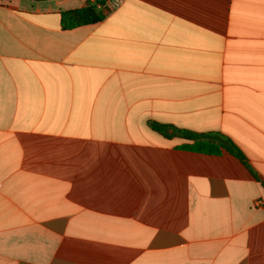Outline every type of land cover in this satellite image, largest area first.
Segmentation results:
<instances>
[{
  "label": "crops",
  "instance_id": "crops-1",
  "mask_svg": "<svg viewBox=\"0 0 264 264\" xmlns=\"http://www.w3.org/2000/svg\"><path fill=\"white\" fill-rule=\"evenodd\" d=\"M0 264H264V0H0Z\"/></svg>",
  "mask_w": 264,
  "mask_h": 264
},
{
  "label": "trees",
  "instance_id": "trees-1",
  "mask_svg": "<svg viewBox=\"0 0 264 264\" xmlns=\"http://www.w3.org/2000/svg\"><path fill=\"white\" fill-rule=\"evenodd\" d=\"M102 4V2L99 3L101 8L103 6ZM98 6L97 1L94 3L87 2L85 6L81 8L62 12L60 15L61 29L70 30L80 26L95 24L102 21L106 14L103 11L105 9H100L98 8ZM152 127L162 135H168V128L166 126L155 124L152 125ZM172 131L173 134L177 133L181 135L188 142L186 144H183L181 146V149L207 155H219L225 152L238 159L243 165H245L250 170L245 156L242 154L240 149L233 143V141L226 135L221 134L219 132L199 134L186 130L172 129ZM252 174L254 175L253 172Z\"/></svg>",
  "mask_w": 264,
  "mask_h": 264
},
{
  "label": "built area",
  "instance_id": "built-area-1",
  "mask_svg": "<svg viewBox=\"0 0 264 264\" xmlns=\"http://www.w3.org/2000/svg\"><path fill=\"white\" fill-rule=\"evenodd\" d=\"M98 8H101L100 5L98 6ZM254 204H255L256 206H258V205H260V201L257 200V201H255Z\"/></svg>",
  "mask_w": 264,
  "mask_h": 264
}]
</instances>
